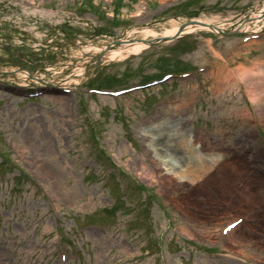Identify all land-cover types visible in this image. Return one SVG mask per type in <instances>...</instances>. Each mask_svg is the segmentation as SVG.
Returning a JSON list of instances; mask_svg holds the SVG:
<instances>
[{"label": "rangeland", "instance_id": "1", "mask_svg": "<svg viewBox=\"0 0 264 264\" xmlns=\"http://www.w3.org/2000/svg\"><path fill=\"white\" fill-rule=\"evenodd\" d=\"M259 1L0 4V19L14 17L0 21V72L14 74L0 76V158L23 168L47 196L0 178V264H264V89L257 83L252 99L246 82L253 76L236 74L264 60V34L244 43L198 29L92 67L66 94L39 80L66 79L85 66L81 50L123 32L161 33L194 10L212 22L236 19ZM163 58L204 70L117 97L86 90L143 81L161 72ZM23 71L25 81L17 79ZM217 71L227 76L219 86ZM106 78L112 81L100 85ZM35 85L46 93L26 100ZM112 205L118 209L110 214ZM240 215L243 224L219 234Z\"/></svg>", "mask_w": 264, "mask_h": 264}, {"label": "bare ground", "instance_id": "2", "mask_svg": "<svg viewBox=\"0 0 264 264\" xmlns=\"http://www.w3.org/2000/svg\"><path fill=\"white\" fill-rule=\"evenodd\" d=\"M263 20H264V0L259 2L256 10L247 13V16L244 17L243 19H240V18L228 19L227 20L228 22L214 23V22H211L209 19L200 17L196 19V21H198L199 23H195V22L185 23V24L175 23L174 25H172V27L165 29L161 33H157L150 29H142L139 32V38L146 39L148 38L149 35L155 36L156 34H159L158 36H171L177 32L189 33L197 29H201V28H206V29H211V30L214 29V26H205L203 24H213V25L216 24L218 26V29H223V28L231 26V28L233 27V28H236V30L237 29L240 30L242 28L253 25L252 23H257ZM57 22H59V20H57ZM131 34H132V31H128L126 32L124 37L129 39L131 38L130 37ZM136 37L138 36H135V37L133 36L132 38H136ZM143 46H144V43L139 40V41H132V42H121L118 44L115 43L113 45H110V44L95 45V46H91L88 49L81 50V52L86 53L87 55L91 54L94 61L96 60L113 61V60L126 57L130 54L137 53L139 50L143 48ZM214 53L217 54L216 52ZM82 69L83 68H80L79 70H75L74 73H72L66 79L58 82L55 85L64 86V85L74 83L81 76ZM255 71H258V76H256ZM229 72H231V70ZM217 73L221 74V75L218 74L217 77L215 78L217 82V86H219L221 85L222 82H226L227 76L224 75V73L220 71H217ZM246 73H249L253 76V78H249V80H247V84H248L246 86L247 93H249L252 97L254 96L256 97V94H257L256 84L258 83V89H264V60H261V59L258 60V65L255 68L251 67L247 69L242 66H239L236 68V74L240 78H243V75H245ZM24 74L27 76L26 71L25 72L23 71L22 74H18L17 79L21 81H25L27 77ZM33 79H37V78L33 77ZM39 80L43 83L49 84L48 80H45V79H39Z\"/></svg>", "mask_w": 264, "mask_h": 264}, {"label": "water", "instance_id": "3", "mask_svg": "<svg viewBox=\"0 0 264 264\" xmlns=\"http://www.w3.org/2000/svg\"><path fill=\"white\" fill-rule=\"evenodd\" d=\"M164 39H166V37H159V38H157V40H164Z\"/></svg>", "mask_w": 264, "mask_h": 264}]
</instances>
